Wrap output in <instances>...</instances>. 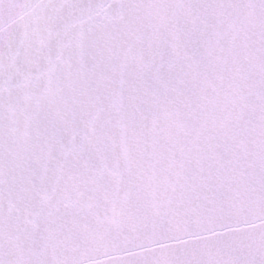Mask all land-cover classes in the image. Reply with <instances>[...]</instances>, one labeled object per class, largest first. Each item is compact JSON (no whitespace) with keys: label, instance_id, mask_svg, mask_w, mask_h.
<instances>
[{"label":"snow or ice","instance_id":"1","mask_svg":"<svg viewBox=\"0 0 264 264\" xmlns=\"http://www.w3.org/2000/svg\"><path fill=\"white\" fill-rule=\"evenodd\" d=\"M0 264H264V0H0Z\"/></svg>","mask_w":264,"mask_h":264}]
</instances>
